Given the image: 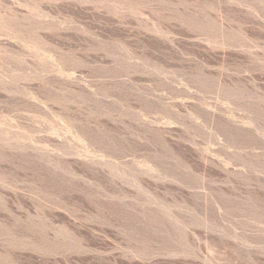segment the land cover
Here are the masks:
<instances>
[{
    "label": "rangeland",
    "instance_id": "obj_1",
    "mask_svg": "<svg viewBox=\"0 0 264 264\" xmlns=\"http://www.w3.org/2000/svg\"><path fill=\"white\" fill-rule=\"evenodd\" d=\"M0 264H264V0H0Z\"/></svg>",
    "mask_w": 264,
    "mask_h": 264
}]
</instances>
